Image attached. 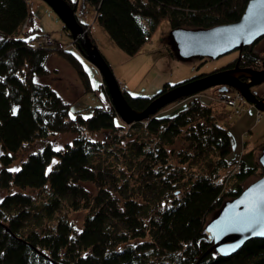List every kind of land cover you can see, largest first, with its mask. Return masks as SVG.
<instances>
[{
	"label": "trees",
	"instance_id": "trees-1",
	"mask_svg": "<svg viewBox=\"0 0 264 264\" xmlns=\"http://www.w3.org/2000/svg\"><path fill=\"white\" fill-rule=\"evenodd\" d=\"M67 1L78 18L76 1ZM89 1L94 5L95 19L128 54L142 47L162 18L168 17L172 28H209L239 19L249 2ZM26 20L28 27L22 30ZM83 25L90 35L88 25ZM64 28L69 30L65 24ZM37 30L28 0H0V145L3 150L16 152L23 144L45 137L49 132H96L123 126L117 121L118 114L110 102L96 106L89 116L81 113L71 116L70 103L49 83L36 80L35 76L47 74V59L56 53L75 68L86 91L93 89L90 75L75 52L67 47L32 44L38 35L32 33ZM260 38L244 46L240 55L224 67L238 63L242 68L261 69L264 59L254 50ZM72 42L80 45L78 39ZM102 86L109 95L104 81ZM171 86L166 83L152 97L122 91L133 108L145 109L156 95ZM213 108L194 94L188 98L187 106L175 115L155 114L145 118L142 122L145 121L148 132L156 134L157 142L154 153L144 149V143L131 149L139 168L145 176L149 175L145 178L140 177L142 173L137 174L136 184L129 181L134 173L129 174L124 167L106 161L101 155L102 143L84 134L77 135L62 150L46 144L41 150L30 153L14 171L6 168L13 156L3 153L2 186L40 188L49 184L50 199L43 204L47 216L60 208L63 201L75 209L89 207L90 212L82 229L76 233L67 219H60L54 230L32 228L24 232V222L30 214L28 205L33 201L31 195L20 191L5 195L0 201V264H264V236L250 238L229 255L209 250L213 237L206 229L208 216L222 209L227 199L241 193L259 166L243 157L250 156L253 148L244 149L233 173L235 187L225 189L223 182L215 179V172L232 163L227 159L232 143L229 128L214 120ZM185 127L196 151L214 150L215 167L210 174L185 180L187 188L183 195L162 206L158 203L160 193L174 187L173 183L168 184V179L181 181L176 172L167 174L163 169L167 158L165 145L173 143ZM147 155L152 159L147 160ZM55 157L58 160L49 168ZM127 159L133 162L134 158L129 155ZM156 164H159L158 170L153 168ZM163 175L169 178L162 180ZM180 175L184 179V174ZM84 181L96 182V193L92 194L82 184ZM109 181H114L116 188H111ZM146 186L156 198L144 193ZM113 189L118 194L113 193ZM136 194L143 195L145 200H139ZM132 239L142 240L130 243Z\"/></svg>",
	"mask_w": 264,
	"mask_h": 264
},
{
	"label": "rangeland",
	"instance_id": "rangeland-1",
	"mask_svg": "<svg viewBox=\"0 0 264 264\" xmlns=\"http://www.w3.org/2000/svg\"><path fill=\"white\" fill-rule=\"evenodd\" d=\"M76 1L77 15L80 19L86 18V21L90 24V36L91 38L94 37V39L92 38L94 43L109 61L116 78L121 81H118L120 89L125 90L123 84H127L129 87L128 90L132 92L133 95L152 97L157 94L166 83L174 85L194 76L220 69L230 62H233L240 55V49H234L218 57H202L200 55L180 57L178 54L177 42L172 33L173 28L168 17L162 18L159 21L147 41L136 53L128 54L116 43L106 28L94 18L95 9L91 1ZM28 3L29 9L34 15L36 25L39 27V30L34 31L32 35L34 36L36 33H50L54 39L62 41L67 46L68 50L75 52L80 57L84 67L90 75L93 89L86 91L75 68L62 56L55 54L48 57L47 60V67L50 71H48L47 74L35 76L36 80L49 83L65 101L70 103L69 110L71 116H75L77 113L89 116L96 106H101L108 102L112 103L110 96L107 95L103 88L104 86H102L103 77L99 68L80 52L77 46L72 42L73 37L70 30L64 28L65 22L56 10L45 0H28ZM240 70L241 69L237 68L234 71ZM245 71L249 72L247 75H252V70L246 69ZM243 74L245 73L238 74V76ZM260 84L261 83L254 84L251 88L255 89ZM219 88V86H211L198 92L201 102L214 106V120L217 123L227 126L231 137L232 147L227 154V159L232 163H228L225 168H220L213 176L216 180L223 182L225 189L235 187L236 179L233 173L238 168V162L236 161L239 160L244 149L250 150L253 148L250 156L245 157V155H243V157L246 158V160L250 158L253 163H258L259 166L256 173L246 181L247 183L244 185L246 187L248 184L261 177L264 170V166L259 160L264 146V110H259L255 103L245 98L240 113L236 112V107L228 105L222 98L224 95L234 96L236 94L235 89L229 87L221 91ZM258 96H260V94H258ZM189 97L190 96L179 98L160 108L152 115H175L187 106ZM143 120L144 119L136 120L134 121L135 124H132L133 122L127 123L118 115L117 121L120 122L121 125L123 124V126L115 130L102 129L96 132H88L86 130H82L81 132H49L45 137L36 138L32 142L23 144L16 152L3 150L0 145V172L5 166L2 157L3 153L13 156L11 163L6 165V168L14 171L21 166L22 162L27 159L30 153L41 150L46 144H50L56 150H62L67 143H72L77 135L84 134L88 138L99 140L102 143L103 148L101 149V155L106 161L124 167L129 174L134 173V176L130 177L129 181L131 184H136V179L138 178L136 176L137 174L142 173L140 177L145 178H148L149 175L145 176L139 168V163L135 162L137 160L136 154L131 152V149L136 144L144 143V149L151 150V152L154 153L155 144L157 142L156 134L146 130L144 125L145 121L142 122ZM165 148L167 150V158L163 169L167 170V174L171 171L176 172V176L179 177L181 181L176 183L174 179H168V175H163L164 177H162V180L168 179V184L173 183L174 187L165 189V191L160 193L161 195L158 203L162 206L171 204L173 200L183 195L187 188L185 180L195 178L201 174H210L211 170L215 167L213 161L216 160V156L213 152L214 150L211 148L206 149L204 153H201L200 150L196 151L187 138L186 127L183 128L175 141L165 145ZM246 152L247 151H245V153ZM129 155L134 158L133 162H129V159H127ZM187 156L189 157L187 158ZM147 157V160L152 159L150 155H147ZM57 160V157L53 158L49 168H51ZM153 168L154 170H158L159 164L153 165ZM147 173L150 174L148 168ZM180 174H184V179ZM119 178L121 181L123 180V178ZM115 180H118V177ZM113 182L114 181H109L108 185L110 184L111 188H116ZM82 184L92 194L96 193L98 190V184L96 182L84 181ZM169 186L170 185H168V187ZM16 191L30 194L33 199L32 203L28 205L30 214H28V218L24 222L22 229L24 232L32 228H37L41 231L54 230L60 219H67L74 233H76L82 229L85 217L90 212L89 207L75 209L69 206L67 201H63L60 208L55 210L51 216L45 215L43 204L50 199L51 193L49 184L40 188H21L14 184L5 187L0 183V201L5 195ZM113 193L118 194V191L113 189ZM144 193L150 198L155 195L149 192L148 186H146ZM135 196L139 200L143 201L144 199L143 195L136 194ZM154 197L156 198V195ZM228 200H231V198L227 199L226 202ZM220 211L221 208L213 212V214H210L207 219L208 222L217 216ZM141 240L142 239H132L129 242L135 243Z\"/></svg>",
	"mask_w": 264,
	"mask_h": 264
},
{
	"label": "water",
	"instance_id": "water-1",
	"mask_svg": "<svg viewBox=\"0 0 264 264\" xmlns=\"http://www.w3.org/2000/svg\"><path fill=\"white\" fill-rule=\"evenodd\" d=\"M45 1L60 15L73 39L79 40V50L99 68L117 114L127 123L148 118L167 104L179 98L194 95L211 86H219L222 91L233 87L242 93L231 82L240 83L247 94L242 93L245 98L255 103L259 110H264V97L256 95L251 90L252 85L264 81V62L261 69L242 68L236 63L232 67H224L192 77L174 84L167 91L156 95L145 109H135L126 100L108 60L93 42L87 28L76 18L69 2L67 0ZM77 29L79 30L77 31ZM172 33L177 42L180 57L192 55L218 57L234 49L241 50L244 46L254 43L258 38L264 36V0H249L243 14L235 21L217 24L209 28H173ZM236 68L253 70L258 75H255L253 81L252 77L247 74L213 78ZM111 85L116 91L117 99H120L123 105L134 113V115L127 114L129 120L119 112L118 109L121 105L117 104ZM190 85L193 87L179 90ZM259 160L264 166V146ZM206 229L213 237V244L209 250L216 249L222 255H229L237 251L250 238L264 236V170L261 177L248 184L241 193L225 203L219 214L206 224Z\"/></svg>",
	"mask_w": 264,
	"mask_h": 264
},
{
	"label": "built area",
	"instance_id": "built-area-1",
	"mask_svg": "<svg viewBox=\"0 0 264 264\" xmlns=\"http://www.w3.org/2000/svg\"><path fill=\"white\" fill-rule=\"evenodd\" d=\"M28 27V21H24L21 28L22 30L27 29ZM32 44L35 47L45 46V47H54V48H64L67 47L62 41L58 39H54V37L50 33H39L34 40L32 41ZM236 94L234 96H227L224 98V101L228 105H232L236 107V112L240 113L241 106L244 104L245 96L236 90ZM260 112V111H259Z\"/></svg>",
	"mask_w": 264,
	"mask_h": 264
},
{
	"label": "bare ground",
	"instance_id": "bare-ground-1",
	"mask_svg": "<svg viewBox=\"0 0 264 264\" xmlns=\"http://www.w3.org/2000/svg\"><path fill=\"white\" fill-rule=\"evenodd\" d=\"M60 9V8H59ZM61 10V9H60ZM62 11V10H61ZM79 29H77V31H78ZM237 69V68H236ZM236 69H234V70H236ZM234 70H232V71H228V72H225V73H221V74H219V75H216V76H214L213 78H220V77H223V76H227V75H231V76H233V77H236V76H238V74H241V73H245V74H249V72L248 71H245V70H240V71H234ZM234 71V72H233ZM255 75H258V73L256 72V73H254V72H252V75H251V77H252V81L254 80V77H255ZM230 83V82H229ZM231 84H233V85H235V86H237L241 91H242V93L244 94V95H247L246 94V92L244 91V89H243V86L240 84V83H237V82H231ZM193 85H196V84H193ZM193 85H190V86H188V87H185V88H182V89H179V90H186V89H189L190 87H193ZM111 89H112V92H113V95L115 96V100H116V102H117V104H120L121 106L119 107V112L127 119V120H129V116L127 115V114H130V115H134V113H132L131 112V110H129L128 108H126L124 105H123V103H122V101L120 100V99H117V94H116V91H115V89L112 87V85H111ZM256 89V88H255ZM179 90H177V91H179ZM254 90V89H253ZM257 90V89H256ZM123 92V91H122ZM176 92V91H175ZM120 102H119V101ZM124 107V108H123Z\"/></svg>",
	"mask_w": 264,
	"mask_h": 264
},
{
	"label": "crops",
	"instance_id": "crops-1",
	"mask_svg": "<svg viewBox=\"0 0 264 264\" xmlns=\"http://www.w3.org/2000/svg\"><path fill=\"white\" fill-rule=\"evenodd\" d=\"M72 1H76V0H72ZM76 3H77V1H76ZM76 6H77V4H76ZM95 9V8H94ZM94 18H95V15H94ZM78 20H79V22H81L82 24H87L88 25V28H89V31H90V24L88 23V21H86L87 19L85 18H82V19H80L79 18V16H78V18H77ZM34 27H36L38 30H39V27L36 25V22H35V18H34ZM93 39H94V37H92ZM76 45V44H75ZM77 46V45H76ZM77 48H78V46H77ZM78 50H79V48H78ZM254 50L264 59V36H262L255 44H254ZM80 51V50H79ZM81 52V51H80ZM79 53V52H78ZM58 55V54H56V53H52V54H50L49 55V57L50 56H52V55ZM48 60V59H47ZM47 69H48V71H50L49 70V68L47 67ZM120 81V80H119ZM121 82V81H120ZM122 84V83H121ZM123 86L125 87V90L126 91H128L129 93H132V92H130L128 89H129V87H128V85L127 84H123ZM252 89V88H251ZM257 89V90H256ZM256 89H252V91L253 92H255L256 93V95H258V94H260V96L261 97H264V81L263 82H261V84L259 85V86H257V88ZM196 95H198V93H196Z\"/></svg>",
	"mask_w": 264,
	"mask_h": 264
}]
</instances>
